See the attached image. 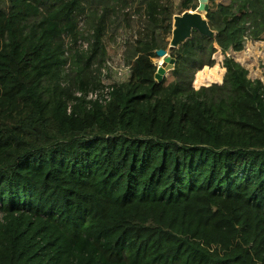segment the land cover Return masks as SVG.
Wrapping results in <instances>:
<instances>
[{
	"label": "trees",
	"instance_id": "16d2710c",
	"mask_svg": "<svg viewBox=\"0 0 264 264\" xmlns=\"http://www.w3.org/2000/svg\"><path fill=\"white\" fill-rule=\"evenodd\" d=\"M126 2L151 34L110 99L86 101ZM168 12L164 0L0 6V264H264V149L223 148L213 98L192 89L214 44L264 43V0H209L216 36L193 30L167 85L153 59ZM261 68L251 79L231 60L264 126Z\"/></svg>",
	"mask_w": 264,
	"mask_h": 264
},
{
	"label": "rangeland",
	"instance_id": "374dc122",
	"mask_svg": "<svg viewBox=\"0 0 264 264\" xmlns=\"http://www.w3.org/2000/svg\"><path fill=\"white\" fill-rule=\"evenodd\" d=\"M89 1L98 2V0ZM164 2L169 10L168 19L171 29L175 30V17L184 13L181 9V3L184 1L164 0ZM223 2L225 3V1ZM0 6L5 8L7 0H0ZM187 12L195 13V11L191 10ZM202 15L206 19L205 14ZM80 29L84 34L86 27L83 26V23H80ZM151 31L143 18H140L135 13L134 7L130 3L126 2L122 8L114 12V15L108 21L106 29L104 40L106 55L101 63H96L93 66L102 86L111 87L116 83L127 80L129 58L134 54V46L137 42L148 39ZM215 36L216 33L212 32L210 38L214 40ZM86 44L88 45V42L81 40L75 50L84 51ZM214 47L216 52L219 47L216 44H214ZM177 48H172L168 45L166 49L167 56L170 57V53L176 51ZM220 50L224 56L223 62L219 63L220 69H224L226 66L231 69V60H233L248 71L249 78L253 79L261 75V66L264 65L263 42H253L244 37L243 43H240L238 38L234 37L226 49ZM213 55L208 63L212 61ZM161 61L162 58L159 57L153 59V63L156 66ZM66 68L68 69L69 65ZM163 79L166 80L167 85L172 82L169 72L165 73ZM236 91L237 94L234 91L235 95L233 97L226 98V100H230V102L227 101L229 104L224 102L226 101L224 100L220 105H216L213 99V112L215 117L220 120L223 129V133L219 138L220 145L223 148L264 149V126L258 112L252 108L251 97L246 91H238V89Z\"/></svg>",
	"mask_w": 264,
	"mask_h": 264
},
{
	"label": "bare ground",
	"instance_id": "6f19581e",
	"mask_svg": "<svg viewBox=\"0 0 264 264\" xmlns=\"http://www.w3.org/2000/svg\"><path fill=\"white\" fill-rule=\"evenodd\" d=\"M223 57L220 48L217 49L212 61L196 73L193 81V89L195 91L203 90L214 99L216 105H220L226 98L233 97L234 91L237 94V89L245 91L240 86L235 73L228 66L220 69L219 63L223 62ZM227 101L230 102V100L224 102L228 103Z\"/></svg>",
	"mask_w": 264,
	"mask_h": 264
},
{
	"label": "water",
	"instance_id": "95a60500",
	"mask_svg": "<svg viewBox=\"0 0 264 264\" xmlns=\"http://www.w3.org/2000/svg\"><path fill=\"white\" fill-rule=\"evenodd\" d=\"M200 5L195 13L184 12L181 16L175 17L176 28L172 30L169 45L172 48L178 47L181 43L190 38V33L194 30L199 35L210 38L212 31L208 27L207 20L202 14L209 11L208 0H200ZM156 57L162 58L157 66L155 80L160 83L166 72H170L175 64V59L167 56L166 50L156 51Z\"/></svg>",
	"mask_w": 264,
	"mask_h": 264
},
{
	"label": "built area",
	"instance_id": "2783aa9c",
	"mask_svg": "<svg viewBox=\"0 0 264 264\" xmlns=\"http://www.w3.org/2000/svg\"><path fill=\"white\" fill-rule=\"evenodd\" d=\"M200 0H185V2L189 3L191 5V7H193L194 5L197 6L195 12L198 10V7L200 5ZM209 3V0H208ZM192 11V10H191ZM87 47V44H86ZM86 47H84L86 49ZM134 54L132 56H130L129 58V62H131L133 60V57L135 55V50L133 49ZM130 69V64L128 66V72ZM112 91V87H108V86H101L99 89L94 90V91H89L86 96H85V100L86 101H91V102H98L100 104H104L105 102H107L110 99V92ZM77 97L82 96L81 93H77L76 94Z\"/></svg>",
	"mask_w": 264,
	"mask_h": 264
}]
</instances>
